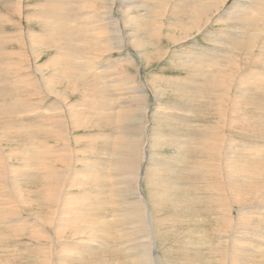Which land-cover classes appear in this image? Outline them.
Here are the masks:
<instances>
[{
	"label": "rangeland",
	"instance_id": "374dc122",
	"mask_svg": "<svg viewBox=\"0 0 264 264\" xmlns=\"http://www.w3.org/2000/svg\"><path fill=\"white\" fill-rule=\"evenodd\" d=\"M3 1H8L7 6L3 5ZM147 1H154L160 7L154 11L147 8L138 11L134 8V4L130 6L121 5L119 0L114 5H108L107 3L102 5L101 2L95 3L94 0H24L25 9L22 10V13L26 18L22 21L19 30H23L26 36H30L28 40L31 47L26 49V56L23 59L22 67H24V71L12 68L19 60L18 43L15 42L16 48L11 47L9 43L0 46V50L7 55L8 63L11 64V69L5 70L0 67V164H4L5 167L8 166L9 169L21 167L23 156H20L19 153L26 146V142L22 137L23 135L19 136V133L7 132L6 128L7 130H19V128H16L19 125L22 126L23 123L31 124L33 129L36 130L32 129L27 133L32 135L29 137H31L35 146L41 144L52 146L51 154L57 152V154L63 155L67 152L66 149L70 151L71 159L73 157L70 171L72 170L76 174V180L79 181L81 178L85 179L86 171L92 170V166L98 162V159L111 161L114 149H119L115 146L116 140L114 138H109L107 141L106 139L101 140V138L107 135L119 134L121 127H127L129 129L128 136L136 146L144 147L145 157L137 163V166L139 165L138 169H143L146 166L144 164L145 158L148 164L147 168L151 160L156 163L155 173L153 171V173L148 172L149 169H146V172L150 173L149 179L153 181V184L148 183V187L146 184L143 185L146 187L144 198L149 202L154 217L163 219V222L157 220L155 225L157 232L154 233V241L158 256L164 262L169 263L172 260L173 264H185L187 261L185 258L190 259L188 264H209V262L204 261V259H207L205 258L207 254L199 257L198 252H194L192 249L189 250V243L192 240L195 244L204 242L200 239L205 235L206 228L212 225L204 224L205 228L201 227L202 214L198 210L201 206L195 204L187 209L185 206H189L192 202L187 201L183 204L179 196H177L178 199H174V194L172 195L170 192L172 189L170 184L172 185L177 179L180 182L195 183L193 179H198V176L192 174L194 168L191 166H194V164L196 166L197 163L201 162H209L205 160L208 153L200 151V148H203L205 143V147L208 148L216 141V137L207 134V132L218 134L220 130H222L227 145H232L229 149H235L233 151L235 155L232 156H235L236 159L233 161H236L234 165L239 167L233 165V170H236L237 173L247 172L249 167L250 170L257 167L264 179V13H259L258 18L254 17L255 19L251 21L250 18L248 21L244 20L247 25L236 21L225 22L223 17L233 5H250V1L224 0L223 2V0H217L219 3L215 5L216 0H199L201 3L207 2L208 5L213 4L214 6H211L206 13V16H208L205 19L208 22L206 26L188 33L184 30L189 27V23L184 24L185 21H183L184 25L181 26L180 23L176 22L181 15L185 14L184 11H190L198 4L175 9L174 7L178 6L182 0ZM176 1L178 4H174ZM14 2L16 0H0V36L9 34L16 36L17 34V24L20 19L15 16V13L9 7L10 5H8L11 3V6H15L16 3L14 5ZM59 2L60 4L57 6ZM65 3H68L66 8ZM139 5L143 6V4ZM67 12L77 15L66 14ZM5 18H8L7 21ZM47 25L54 28H49ZM98 25L106 27V32L100 34ZM237 26L242 28L237 29ZM64 28L65 30H63ZM75 30L77 33L74 32ZM119 30H122L123 34H119ZM114 36H117L119 41L125 40L123 50L110 49L109 46L112 44H114L112 47L119 44ZM240 36L242 37L240 38ZM88 41L99 45V49H92L95 45H89ZM219 53H221L220 56ZM222 53H224V56ZM131 56L133 62L127 60L129 57L132 59ZM194 56L197 59L211 58L218 65L216 64V67L215 65L212 66V69L205 67L206 70H199L202 73V75H199L200 73L196 69L198 66L194 65L193 62H190L192 65L183 62ZM87 59H90L92 64L96 63L93 67L94 70L87 67ZM34 65L39 66L40 71L38 70L35 73ZM110 65L115 66L108 68ZM226 65H229V67ZM234 66L235 68H233ZM217 71L219 72L217 73ZM94 78H98L97 83L93 81ZM118 78L122 79L123 82L118 81ZM213 78H216L215 80L220 84L227 81L228 78V81L232 78L233 88H236V90L232 89V94H235L234 92L238 89L242 90L243 86V91L246 92L243 95L244 97H239L241 99L238 98V103L233 105V108L236 107L234 116L229 111L232 106L230 100H234L232 99L234 97H230L226 101L224 106H227L228 112H230L227 116L228 127L227 120L222 117L223 115L216 113L220 112L219 103L217 102L224 98L222 96L224 91H220L223 89L222 84V88L217 87L219 91L213 89L214 86H217V81H214ZM242 78L246 79L243 80ZM251 79H258V83L254 84V80H252V83ZM5 80H13L15 84L6 87L2 85L3 81L6 82ZM18 80L21 81L19 82L20 85ZM143 80L146 81L149 91L143 88ZM246 81L254 86L251 87L250 84H245ZM124 83L126 85L120 88ZM41 84L47 86L56 94L57 98L63 100L64 108H68L69 111L67 114L63 113L64 109H62L63 112L61 110L50 111L44 114L43 117L37 115L38 108L41 110V108L51 104L56 108L59 103L54 100V95L50 97L40 90ZM240 84L241 86L244 85L240 87ZM257 84L259 85L257 86ZM200 87L205 90L200 89ZM209 87H211L210 91L208 90ZM245 87H247V90ZM138 90L145 91L148 98L145 102L138 103L136 101L141 95H145V93L138 92ZM203 92L205 95H203ZM206 93H209L208 96ZM220 93V97L215 95H220ZM130 109L136 111V118L132 119L131 123H125L119 119L118 122L115 121L111 124L112 120L110 118L112 116L122 112L127 113ZM217 117L221 120L219 119V121ZM244 119L247 120L243 121ZM10 126L11 128H9ZM52 128H54V131H52ZM51 132L56 133L53 135ZM205 134L207 137H205ZM186 138L191 139L190 144L184 141V144H188V147L185 145L180 147L177 141H183ZM248 145L259 149L253 147L248 149ZM185 147L187 152L184 164H172L174 157L177 158ZM256 152L258 153L255 154ZM201 157L204 159L200 160ZM249 157H256V163L247 164L248 161L245 160ZM217 160L218 158H215L211 162ZM107 163L104 167L99 166L102 172L108 168ZM32 164V162H29L27 165L33 167ZM62 164L61 162L56 163L58 167H63ZM4 165L2 166L4 167ZM183 165L184 167L187 166V169L181 170L184 168ZM99 169L96 168V170ZM179 169L181 172H179ZM177 172L179 176H177ZM158 179L163 182L156 187L154 183ZM170 181L174 182L171 183ZM35 182L37 183L18 185L19 192L15 193L17 198L12 196H9V198L0 197V204H3L4 208L14 213L15 217L13 215V218L20 217L23 219V223L25 220L31 226V229L42 230V225L46 229H50V226L46 223L51 208L45 197L32 194L38 193L42 187L40 180ZM88 186L78 185L66 191L68 194H72L70 197L75 201L82 197L80 196L81 193L89 192L90 188ZM157 188L160 189L158 191L165 192L166 190L169 197H159L161 193L157 191ZM5 192L4 187L0 185V194H5ZM262 192L264 193V188L257 192L258 194L261 193L263 197L260 202L259 199L256 201L252 195V199L247 206L248 212L251 210L254 212H249V217L247 216L244 219L248 220L249 226L253 228L251 232L252 243L261 242V245H264V236L263 239H260L257 237L259 233L255 234L257 232L264 233V194ZM29 194H32L30 199L28 198ZM125 199L132 201L136 200L137 197L135 194H131L126 195ZM80 201L87 203V200L80 199ZM92 201L99 203L101 197L94 198ZM111 201V205L104 206L105 209H102L104 210L102 213L107 212V214H102L105 219H109L112 214L115 215L116 209L119 208L116 199L113 198ZM175 205H183V207L176 208ZM208 220L212 221L209 217ZM3 221H6V217H0V242H2V244L0 243V263L41 264L44 251H42V254L39 253L38 245L43 248L42 245L45 243L42 239H39L37 232L35 230H32V232L19 231L14 234L7 225L3 226V223H1ZM23 223L19 220L16 224H22L21 226L25 227ZM33 224L34 226H32ZM5 227L8 230H4ZM201 228L202 230H200ZM207 231L210 232V230ZM87 232L85 230L82 235L85 239H88L86 237ZM2 235H10V238L4 240ZM83 239L75 237L70 240L74 244L76 243L77 246L82 245L81 247H83L84 244L86 245L89 242L86 240L83 242ZM124 244L120 242L117 252L115 250L114 252L103 251L104 253L96 257L92 254V257L86 258L85 261H88L87 264H136L135 261H132L133 251L127 249V243L126 246ZM48 249H51L50 245H47L46 251ZM253 263L259 264L258 259L256 261L251 260V264ZM83 264L85 263L83 262Z\"/></svg>",
	"mask_w": 264,
	"mask_h": 264
},
{
	"label": "bare ground",
	"instance_id": "6f19581e",
	"mask_svg": "<svg viewBox=\"0 0 264 264\" xmlns=\"http://www.w3.org/2000/svg\"><path fill=\"white\" fill-rule=\"evenodd\" d=\"M116 1L118 2V0H94L95 3L101 2L102 5H104L105 3H107L108 5H114V3ZM249 1L251 3V4L249 3L250 5H247V4L233 5L230 8L229 12H227V14L224 15V17H223L225 22L226 21H236L237 23L247 25V22H245V21H248L249 18H250L249 20L251 21V20L255 19L256 17L258 18L257 15H259V13H261V12L264 13V0H249ZM3 2H4L3 5L7 6L6 3L8 1L7 2L3 1ZM223 2H224V0H223ZM223 2H220V3H223ZM15 3H16V5H15ZM214 3L216 5L219 3V1L216 0ZM59 4H60V2L57 3V6H59ZM67 4L65 3V8H66ZM119 4L125 5V6H130L131 4H134V8L137 9L138 11L143 10V8H147L151 11H154L160 7V5H157L154 1L150 2L147 0H119ZM139 4H143V6H140ZM174 4H178V2L176 1V3H174ZM193 4H198V5L196 7H193L190 11H184L185 14L181 15L178 18V21L176 22V23H180L181 26L184 25L185 23H189V27L186 30H184V32H188V33H190L191 31L193 32L195 30H199L203 26H206V24L208 23L205 20L208 18V16H206V13L208 12V10L211 6H214L213 4L208 5L207 2L201 3V2H199V0H182L179 3V5L174 7V8L175 9L176 8L181 9L187 5L191 6ZM8 5H10L9 7H11L12 12L15 13V16L18 19H20V21L17 24L16 36H12L10 34H9L10 36L9 35L0 36V46H4L5 43L6 44L9 43V45L11 47L16 48L15 42L18 43L17 49L20 51L18 53V54H20L19 60H18V63L12 68L20 70V71H22V70L24 71V67H22L23 66V59L26 56V54H25L26 49H28V47H30V44H29L30 42L28 40L30 36H26L25 32L23 30H19V27L21 26L22 21H24L26 18L24 16V14L22 13V10L25 9L24 0H16V2H14L15 6H11L12 5L11 3ZM43 5H45V4H43ZM61 5H64V4H61ZM58 14H60V13L58 12ZM66 14L77 15V14H74L71 12H67ZM137 14H140V13H137ZM64 15H65V13H64ZM140 15H142V14H140ZM11 16H12V14H11ZM55 16L56 15L54 14V17ZM139 17L141 18V16H139ZM140 18H138V19H140ZM7 19L8 18H5L6 21H7ZM52 20H55V19H52ZM61 21H63V19H61ZM183 21H185V22H183ZM63 22H62V25H63ZM54 23H55V21H54ZM47 26H49V28H52L51 25H47ZM236 28L241 29L242 27L237 26ZM98 29L100 31L99 32L100 34L106 32V27L98 25ZM63 30H65V28ZM74 32L77 33L76 30ZM74 32H72V33H74ZM182 32H183V30H182ZM235 33H237V31H235ZM249 33H250V31H249ZM119 34H123V31L119 30ZM241 37L242 36H240V38ZM114 38L117 39V43H119V44L116 47H112L114 44H112L111 46L108 45L110 47V49L116 48L119 51L123 50V44H124L125 40L119 41V38L117 36H114ZM237 40L240 41L239 39H237ZM87 43L89 45H92V46L95 45V43L93 44L89 41ZM92 49L98 50L99 45H95ZM8 53H10V52H8ZM108 53H110V52H108ZM220 54L221 53H219V56H220ZM222 54L224 56V53H222ZM227 56L230 58L229 55H227ZM197 57L199 58V56H197ZM203 57H205V56H203ZM131 58H132V56H131ZM0 60H1V66H0L1 68L5 69V70H7L8 68L11 69V64L8 63L7 55L5 53H3L2 50H0ZM127 60L128 61L131 60V62H133V58L130 59V57H129ZM183 62H185V63L188 62L187 64H189L190 62H193L194 65L198 66L199 68L196 67V69H197L198 73H200L199 75H202L201 71H199V70L204 71V70H206V69H204L205 67L211 68L214 65H215V67L218 65L217 63H216L217 65H216L215 64L216 61H214L211 58L210 59H208V58L197 59L195 56L192 57L191 59H186V61H183ZM95 64H92L91 60L87 59V67L89 69L94 70L93 67ZM225 64H227V63H225ZM189 65H192V63H190ZM219 65L221 66V64H219ZM113 66H115V65H110V66H108V68L113 67ZM193 66H192V69H193ZM220 66H219V68H220ZM226 66L229 67V65H226ZM33 67H34L35 73L38 72V70L40 69V67L37 65H34ZM221 68H223V67H221ZM233 68H235V66ZM207 71H208V69H207ZM218 72L219 71H217V73ZM117 73L119 74V71ZM210 73L212 74V72H210ZM194 74H197V73H194ZM19 75L21 78H23V76L21 74H19ZM19 75H18V77H19ZM234 75H236V74H234ZM256 75H257V73H256ZM218 77H219V74H218ZM223 77H221V78H223ZM228 77H230V76H228ZM243 77H245V76H243ZM233 78H234V76H233ZM255 78H257V77H255ZM15 79H17V78H15ZM204 79L206 80V78H204ZM215 79L213 78L214 81H217ZM228 79L224 83H221L223 89H221L220 91L221 92H222V90L224 91L222 94V96L224 98H222V100H219V101L217 100L218 101L217 103H219L220 112H216L219 115H223L222 117L227 120V127L229 124V121L227 119L228 114H230V112H231V114L234 116V114L236 112V107L234 106V108H235L234 109L233 105L237 104L238 103L237 99L239 97H242L244 95V93H246L243 91V87H244L243 85L244 84H242L243 87L240 84V87H242V90H239L237 88L238 90L234 92L235 94H232L233 92H231V91H232V89H234L233 88L234 84H232L231 82H233V79L231 78L229 81H228ZM245 79H243V80H245ZM20 80H22V79H20ZM20 80H18V83L21 82ZM119 80H121L120 82H123L122 79L118 78V81ZM219 80H220V78H219ZM247 80H248V78H247ZM252 80H254V79H251V81ZM257 80L256 79L254 80V84L258 83ZM5 81L6 82L3 81L2 85H5L6 87L9 85L15 84V83H13L14 82L13 80H5ZM93 81H95V83H97L98 78H94ZM222 81H223V79H222ZM210 82H212V81L210 80ZM247 82L248 81H246L245 84H250ZM125 83L123 85H121L120 88L125 86L126 85ZM239 83H240V81H239ZM252 83H253V81H252ZM20 84L21 83H19V85ZM142 84H143V88L147 91L148 85L146 84V81L143 80ZM221 84L218 83V81H217V86L216 87L214 86L213 89L214 88L218 89L219 87L222 88ZM260 84L263 85V83H261V82H260ZM258 85L259 84H257V86ZM250 86L253 87L254 85L250 84ZM40 87H41L40 90H42L48 96L52 97V95H54V97H55L54 100H57L59 103H58V106L56 108L53 107L51 104L45 108H41V110H40V108H38V110L36 109L38 111L37 115H40V117H43V116H45L44 114H47V112H50V111L61 110L63 112L62 109H64L63 113H65V114H67V112H69L68 108H64L63 103H62L63 100L60 98H57L56 94L51 89H49L47 86H45L43 84H41ZM259 87H261V86H259ZM13 88H14V86H13ZM126 88H128V87H126ZM210 88L211 87H209V89H208L209 91H210ZM246 88L247 87H245V89ZM200 89H202V88L200 87ZM213 89H212V91H213ZM202 90H205V89H202ZM234 90H236V88ZM218 91H219V89H218ZM1 92H2V90H1ZM138 92L145 93V91H142V90L141 91L138 90ZM208 94H207V96H208ZM203 95H205V93ZM211 95H214V94H211ZM215 95L217 97L218 96L220 97L221 93H220V95H217V94H215ZM230 97H234V98H232L234 100H232V101L230 100V102H232V106H231V109L229 110L228 107L224 106V105H225L226 101L228 100V98H230ZM146 98H147L146 93H145V95H141L138 99H136V97H135V99L138 103L142 102V101L145 102V100L148 99V98L147 99ZM239 99H241V98H239ZM213 100H215V99H213ZM227 105H228V102H227ZM228 110L230 112H228ZM33 112H35V111H33ZM135 114H136L135 109H130V111H127V113L122 112L120 114L112 116L110 118L112 120L111 124H113V122H115L119 119H121V121H123L125 123H131V120L132 119L134 120L136 118ZM69 118H70V116H69ZM217 119L219 120L220 118L217 117ZM16 120H18V119H16ZM246 120L247 119H244L243 121H246ZM19 121L21 122L20 119H19ZM232 121H234V120H232ZM20 122H18V123H20ZM222 126H220V128H222ZM9 128H11V126ZM16 128H19V130L18 129L7 130V128H6V131L7 132H15V134L19 133V136L23 135L22 137L24 138V141L26 142V146L24 144L25 147L22 149V151H20V153L18 152L20 154V156H23V158H22L23 163H22L21 167H14L13 169L12 168L9 169L8 166L5 167L4 164H0V185H2V187H4V189L6 190L5 194L4 193L0 194V197L1 198L2 197L9 198V196H12L13 198H17V195L15 196V193L19 192L18 185H20V184H35V183H37V182H35L36 180H40L42 187L40 188L38 193L35 192L32 194H34V196L41 195V196L45 197L47 202L49 203L50 208H51V212L47 217L48 221H47L46 225L48 224L50 226L49 227L50 229H46L44 227V225H42V228H43L42 230L41 229L35 230L34 228L31 229V226L28 225V223H26L25 220L23 223L22 218H20V217L19 218H13L12 216L14 215V213L8 211L7 208H4L3 204H0V214H1L0 217H6V221H3L1 223H3V226L7 225V227L10 230H12L14 234H17L19 231H25V232L30 231V232H32V230H35L37 232L39 239H42V241L45 243L42 245L43 248H41L40 245H38L39 253L42 254V251H44V253H43L44 256H42V259H41L42 263L41 264H83V262L85 264H87L88 261H85V259L92 257L91 256L92 254H94V257H96L97 255L104 253L103 251L114 252V250H115V252H117V248H119L120 242H122L123 244L125 243L124 244L125 246L127 243V246H126L127 249L131 252L133 251L132 261H135L136 264H173L172 260L171 261L169 260L170 261L169 263L164 262L161 259V257L158 256L157 247L155 246L156 244L154 241V237H155L154 233L157 232L155 229V225L157 224V220H159V222H163V219H161L160 217H158V218L154 217L153 210L150 207L149 202L144 198V194H145L144 191H145L146 187L143 184H146L147 187H148V183L153 184V181H150L151 179H149L150 173H148V172H151V173L154 172L155 173L156 168H154V167L156 166V163H154V161L151 160L149 162V167L147 168L146 166L148 164L146 163V158H145L144 164L146 166L143 167V169L142 168H140V170L138 169L139 165L137 166V163L141 162L145 157V153L143 151L144 147H141L138 145L136 146L134 141H132V139L128 136L129 135V133H128L129 129L127 127H121L119 134L107 135V136L101 138V140L106 139V141L109 138L110 139L114 138L116 140L115 146H117L119 149L118 150L114 149L113 154L111 155V158H112L111 161L108 159H105L103 161L98 159L97 160L98 162L92 166V170L86 171L87 174L84 173L86 175L85 179L81 178L79 181L76 180V176H75L76 174H74L72 170L70 171L71 162H72L71 160L73 159V157L71 159V153L69 150L66 149L67 152L64 153L63 155H59V154H57V152L55 154H53V153L51 154L52 151H50V150L52 149V146H44L43 144H41L39 146H35L33 144L31 137H29L32 135H28V133H27L33 129V126L31 124H24L23 123L22 126L19 125V127H16ZM33 130H36V129H33ZM52 131H54V128H52ZM51 133H53V132H51ZM55 133H53V135ZM207 134H212L213 136H215L216 141L214 144L212 143V145L210 147L207 146L208 148L205 147L206 143L204 144L203 148H200L201 149L200 151L208 153V155H207L208 157L205 158V160H208L209 162H201V163H197L196 166H195V164H194V166H191L194 168V170L192 171L193 172L192 174H195L196 177L198 176V179H193L195 181V183H190L188 181L180 182V181H177L178 179L175 180V182L170 181L171 183L174 182L172 185L170 184V186L172 187V189L170 187V189H171L170 192L172 195L174 194L173 198L178 199L177 196H179V198L182 199L183 204L187 203V201L190 203L192 202L189 206H185L187 209H190L195 204L198 206H201L202 208L201 207L198 208V210L202 214L201 220H200V224H201L200 226L205 228L203 226L204 224L212 225V226L206 228V230L204 231L205 235H203L202 239H200V241L204 240V242L195 244V243H193V240H192V242L189 243L190 244L189 250L192 249V250H194V252H198L199 257L205 256V254H207V256L205 257L207 259H204V261L206 263L209 262V264H251V260L256 261V259H258L259 264H264V245H261V242H259V243L256 242L255 244L252 243L251 232H252L253 228L251 226H249L248 220L246 221L244 219V218H247L249 212H252V210L248 212V206H247L248 202L252 199V195L254 196L253 198H255L256 201L259 199V202L263 198L261 193H259V194L257 193L258 191L261 190V188H264L263 175L259 172L257 167L252 168V166H251L252 169L250 170V167H249V169H248L249 171H247V172L241 171V172L237 173L236 170H233V167L236 166V165H234V163L236 164V161H233L236 158H235V156L234 157L232 156V155H235V153L233 152V151H235V149L234 150L229 149V148H231L232 145L228 146L226 141H224V138L222 135V130H220L218 132V134L212 133L210 131L207 132ZM24 135H27V136L24 137ZM205 137H207L206 134H205ZM55 139H56V137H55ZM184 141L187 142L188 144H190L191 139L186 138L183 141H177L179 143L180 147H183L185 145ZM223 143H224V145H223ZM187 145H185V146H187ZM40 146H42V147H40ZM249 146L250 145H248V147H247L248 149H251L252 147L254 149L258 148L255 146H252V147H249ZM197 147H199V146H197ZM225 147L227 149L226 151H225ZM252 150H251V152H252ZM186 152H187V149L185 147L182 149L181 153H179L177 158L174 157V159H173L174 161L172 162V164L173 163L176 165L180 164V163L184 164V162L186 161ZM249 152H250V150H249ZM18 153H16V154L19 155ZM257 153L258 152H256L255 154H257ZM245 157H246V155H245ZM215 158H218V160L216 162H211V160H213ZM202 159H204V158L201 157L200 160H202ZM245 161H248L247 164L253 163L256 161V157L246 158ZM249 161H251V162H249ZM29 162L33 163L31 165L33 167H30L29 165H27ZM59 162L63 163L62 164L63 167H66V168L64 169L63 167H58L56 165V163H59ZM106 163L108 164V168L104 172H102L99 169V166L104 167V166H106ZM2 165H4V167ZM242 165H244V164H242ZM96 166L98 167L99 170H96V168H97ZM183 167H184V165H183ZM72 168H74V167H72ZM146 169H149V171L146 172ZM183 169H187V166H185L181 170H183ZM181 170L179 169V172H181ZM237 171H239V170H237ZM81 174H82V172H81ZM177 176H179V173ZM152 179L154 180V178H152ZM71 180H73V181H71ZM156 182H158V183H156ZM156 182L154 183V185H156V187H157L163 181L158 179ZM168 183H169V180H168ZM69 184H72V185H69ZM78 185H83V186L89 185L88 187L90 188V190L87 193H81L80 196H82V197L73 201L72 198L70 197V195H72V194H68V192L66 190H69L71 187L73 188V187L78 186ZM158 190H160V189L157 188V191ZM158 192L161 193L160 194L161 196L159 195V197H165V198L169 197L168 192L166 190H165V192L164 191H158ZM32 194L28 195L29 199L31 198ZM131 194H135L137 199L132 200V201L126 200L125 196L131 195ZM98 197H101V202L94 203L92 201V199L98 198ZM113 198L116 199L117 205H119V208L116 209L115 215L112 214L113 216L111 215L109 219H105V217H102V214L103 213L107 214V212L102 213V211H104L102 209H105L104 206L111 205V203H112L111 199H113ZM80 199L81 200H87V203L81 202ZM24 207H25V205H24ZM175 207L180 208V207H183V205H181V206L175 205ZM68 208H70V209H68ZM17 210L19 211V209H17ZM205 214H206V216H205ZM16 216H18V215H16ZM14 217H15V215H14ZM208 217L212 221H209ZM18 219L20 221H22L23 225L25 224V227L21 226L22 224L21 225L16 224L19 221ZM32 226H34V224ZM96 226L98 228H94ZM35 227H37V225H35ZM4 230H8V229L5 227ZM85 230H86V232L88 231L87 232L88 234L86 236L88 239H85L82 236ZM200 230H202V228ZM207 230H210V232ZM10 234H12V233H10ZM32 234H34V233H32ZM255 234H258L257 237H259L260 239H263V236H264L263 232L262 233L257 232ZM2 237H1L2 239L7 240L10 238V235H6V236L2 235ZM75 237H77V238L80 237V239L84 238L83 242H84V240H86L87 242L89 241L91 244L88 242L86 245L84 244L83 247H81L82 245L77 246L76 243L74 244L73 241L70 240L71 238L74 239ZM1 241H3V240H1ZM0 243L2 244V242H0ZM46 244L51 246L50 250L48 249L46 251V247H47ZM134 250H135V253H134ZM4 251H7V250H4ZM8 251H9V249H8ZM194 252H193V254H194ZM2 255H4V254H2ZM199 257H195V258H199ZM185 260H187L185 264H188V261L190 259L185 258ZM174 261H176V260H174ZM98 264H101V263H98ZM105 264H107V263H105Z\"/></svg>",
	"mask_w": 264,
	"mask_h": 264
}]
</instances>
